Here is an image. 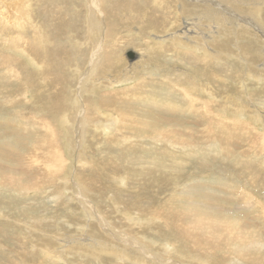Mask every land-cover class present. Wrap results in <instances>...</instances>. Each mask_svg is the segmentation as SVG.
I'll return each mask as SVG.
<instances>
[{
  "label": "rangeland",
  "instance_id": "obj_1",
  "mask_svg": "<svg viewBox=\"0 0 264 264\" xmlns=\"http://www.w3.org/2000/svg\"><path fill=\"white\" fill-rule=\"evenodd\" d=\"M10 2L16 4V0H10ZM115 2H120L123 6H119V4L118 6H114V8H116L115 15L119 16L117 19V28L119 29L116 30L114 34L119 38L113 42L114 49H116L114 50V54L111 55L112 57L118 54V49L119 51L123 52L122 57L127 64H129V62L131 63L139 61V54L137 53L139 52V49L137 44L140 42L143 43V37L145 38L146 36L148 39L153 40V44L169 45V40L163 43H157V40L154 37L156 33L154 31L150 32V24L148 23L149 14L161 15L163 13V10L160 9L161 6L154 5V0H108L105 6L117 4ZM168 2L169 9H172L173 11L175 10L174 12L178 14L182 13L183 9H181L182 4H180V0H169ZM190 3L194 4L196 2L191 0L187 2L186 5H189ZM38 4L39 3L36 2L35 6L33 7V14L48 31L53 32V29L56 28V24L60 22L63 37V39L59 38L57 40V45L61 46L60 48L65 47L70 49L71 45L74 44H71L73 41L75 42L74 46H76L77 43L75 39H79L82 42V47L77 49L78 54H75L76 51L71 49L72 53L70 54V57L67 55L69 58H67L68 60L66 59L67 62H64L65 67H63V71L66 70V73L61 71L62 76L69 80L68 78L71 77L70 75L75 73L74 69H70V66L75 63V57L76 59H80L81 66L83 65L85 67L86 64V67L83 68L82 66L81 70L82 73H85L87 69H90L91 59H93L92 54L95 52V50L91 49V38H89L87 41V36L89 35L88 33L93 30H90V28H97L94 26V21L98 20L96 17L97 14L93 13L95 10L90 12L88 3L85 0H44L40 3V7H38ZM251 4L252 5H249V7L254 6L253 3ZM105 6L101 7L100 15L101 18H103L101 22H104V24L107 25L106 28H103L102 37L105 36V39H107L106 37L109 35L108 26L110 25V19L113 20L114 18H109V13L104 11ZM172 6L174 7L172 8ZM7 7L11 8V5ZM131 7H134L136 12H131ZM53 9L54 15L52 16ZM262 9H264V2L263 4L257 6V10H259L260 14L264 15V11ZM156 10H159L162 13H158ZM247 13L242 14L245 15ZM250 13L253 12L250 11ZM250 16H252V14ZM141 23L143 24V28H145L144 31L140 30ZM153 24L156 27H160V23L157 21H154ZM115 25L111 26V28H115ZM0 34L2 36V33ZM167 34L169 35L170 33L163 34L165 38H167ZM184 38L186 37L184 36ZM231 40L232 42H238L234 37H231ZM240 40L241 41H239V44L237 43V46H235V48L237 47V51L234 46L227 45L229 46L228 50L233 51L232 53L230 52V55L227 58L229 61H226L227 64L221 65L215 61H209L207 73L203 74V77H201L196 72L195 74L201 77L204 81H207L213 85L220 93H231L233 96L238 95L236 89L238 86H243V89L246 88L247 92L252 91L253 95L251 98L253 99L254 105L257 106L255 108L258 109V113L255 117L252 116V114L250 115V113L253 112L251 109H249L248 113L246 112L242 115H239L234 111L233 106L230 107L228 104L225 106L226 102L224 99L227 98H224L223 100H217L214 96H212V94L204 93L205 91H203L202 95L200 96L192 95V88H190L188 82L192 81V79H189L188 77L185 78L183 71L180 70V73L178 74L183 76L178 77L176 75L178 77L177 78L175 74H172L171 77L172 79L176 77V80L178 81L179 79L180 83L182 80L181 84H185L186 88L190 90L189 92L185 90L192 95V98L187 100L182 92L178 93L179 91L177 90H181L179 87H174V85H170V87L169 85L167 86L166 80L170 77L169 73L174 70L172 67H169V64L164 67L167 61L170 62V64L172 62L168 59L166 60V57L163 55H159L157 57L155 55V58H153L154 60L152 59L150 61L149 66H142L140 62V74L134 76L135 78L133 77V79L128 82L116 83L117 85H104L103 83L107 82L106 79L108 76H112L111 73L107 76L103 70V68H105L103 62L108 58L105 57L102 61L98 62L99 66H97V68L100 69V74H104L103 76H100V82L102 85L100 83L101 88L99 87V93L106 89H111L110 91L112 92L117 90L118 92L123 88L132 86L133 84H140V81L144 80L143 78L148 76L149 78L147 81H149L151 79L150 75H152L153 80H155H150L148 82V86L151 87L149 88L147 85H145L144 88L140 89L141 92L134 95V102L128 100L129 103H131V107H140L146 111H152L157 116H159L161 118V122L165 124L174 121V117L176 116L175 114L166 111L165 107L168 106V109L171 107L173 109L180 108L182 110V112L179 114L180 118H182L181 123H179V119H176L178 123L172 122V126L175 127L176 132L180 134L182 138H188L193 141V147L191 149L188 150L182 146L179 149L171 151L173 153L172 155H168L167 153H161L160 147L162 146L163 142H157L156 139L149 140L151 138L148 137L144 138L143 136H145L146 132L144 134V131H141L140 129L139 133H137L139 136L138 149L134 152L129 151L128 154H126V156L129 158H124L122 156L121 159H111V164L115 163L117 167L119 166L117 171L111 170V168H109L106 164L107 160L110 159L109 154L113 152L116 155V152L118 153V151L122 150V144L120 143L118 144V147L114 148L102 143V145H104V150H95V148L100 145H92L87 139L80 141L81 139L79 138L84 137V134L82 135L78 130L76 131V127L74 128L76 134L73 131L74 129L64 131L63 134H61L59 130V133L61 134V141H59L55 146L58 148V150H61L59 157L55 156V158H53V153V156L51 155L52 157L48 158L49 156L45 154L43 155L44 158H41L42 161H40L38 154L35 156L30 153L32 144L39 140V136L38 131L31 121L32 116L30 117L29 115H32V112H35L38 114V118L41 117V115L46 113L43 112V107L47 109L48 103L42 99V94L29 91L25 96V100H23V104H20V106L18 102L19 96L17 94H15L17 102L12 101V104H8L11 97L9 98L7 95L0 93V264H103L100 262H95L92 255L80 257L74 251L72 253L68 251L69 255H67L65 258L50 259V257H47L44 254V245L42 246L40 244L44 240L43 236L40 233L38 234L36 231H33L32 228L29 230V227L36 226L34 224L37 222L39 226H36V228L40 227L42 229L53 230L55 231L51 232L53 237L55 234L56 236H61L60 238L64 240L66 237L73 236V238H76V236H79V233L83 231L80 229H84V234L89 233L88 235H95L94 233L96 232H94V230L96 229H91L92 224V226L98 228V224L94 219H92L93 221L90 220V222L85 220L87 214L86 211L80 207V200H73L71 203L65 200V202L68 203L64 208H57L55 204H52L49 201V195L51 192H53V190L51 192L49 191V184H51V182L48 179L49 181L47 180V186L43 185L42 187L44 181H40V179H42V176L45 174H42V171L40 170L41 167L36 165L38 163L44 162L45 158H47L45 161L50 165L51 163H54V165L58 167L60 164L61 168L58 171H61V175L59 174L57 177L55 176V180L53 181L55 182V187L64 189L65 197H72L74 195L76 197L80 196V194L77 193L79 192V186H81L80 180L85 178V175L88 176L90 174V168L85 166V162H87L86 160L89 157L90 160H88L90 164L91 161L92 163L97 164L95 169L97 176L101 181V185L105 186L107 189V193H105L103 197L107 200L109 206L111 205L110 207L112 209V215L109 221H112L115 225V220L116 224L118 223V227H120L119 230L121 231L136 234L138 233L137 230L139 227L129 230L130 223L128 220H126L127 217L124 213L127 212L130 215L135 214V216H141V218L145 221L149 220V225H147V223L145 224L147 232L144 235L146 239L153 241L156 244L153 250H155L157 253L163 251L167 244L177 250H185L187 247L193 249L194 247L199 250L195 254L194 260H180L184 261L185 263L200 264L199 261L196 260L199 258L206 260L208 264H230L232 261L230 257L235 255L234 251H237L238 247L240 246L239 243L241 239L251 238V240H257L259 243L264 244V213L262 210L264 209V152L262 154H255V147L253 145L255 141L257 143L264 141V79L258 81L255 78L248 77L246 74V72L254 69L256 72L259 71V74L264 76V46L262 47L261 45L260 48L257 43H254L253 39H248L251 43L248 42L247 38ZM246 41L248 44H251L248 46L249 48H245V46H247ZM106 43L109 44L108 42ZM208 43L211 42L209 41ZM243 45L244 52L248 49L251 50V48L252 51L257 49L255 50V53L252 51H246L245 54L252 53L253 55H257L262 58H260L257 63H253L248 56H244V54L242 55ZM255 46L258 47L256 48ZM238 49L241 52H239ZM259 50H261V52L263 51V54ZM0 51H8L9 54L15 55V53L13 54V52L10 49L7 50V48L4 49L0 47ZM132 51L137 53H135L136 56L132 57L130 55V52ZM86 53L87 55H85ZM196 53L200 55L203 54V52ZM238 53V57L240 59L237 58ZM16 55H18V53ZM103 56L104 54H102L100 58ZM191 58V65L193 68L194 66H201L200 63H198L200 60L199 57H196L192 54ZM246 59H248L247 63L243 62ZM22 62L25 63L24 61ZM144 62L145 61H143V63ZM182 64L183 61L181 56L179 62L174 63V65L184 67L185 65ZM224 66H226L227 73H225L224 70L225 74H222V79L219 80L218 72L222 71ZM29 67L31 69L34 68L32 64L29 65ZM123 68H125L124 65L122 67L120 64H118L117 70L112 72V74L115 75L118 69L121 70L120 73L122 74ZM228 69H230V71ZM52 70L53 72L57 71L55 68ZM151 71L152 74L150 73ZM3 72L4 70L0 66V74ZM158 80H163L164 84H159ZM78 85L79 82L77 83V86ZM103 86L104 89L102 88ZM150 89L152 91H150ZM44 94L45 93H43V95ZM241 96L242 95H238V97ZM96 97H98V95H96ZM203 99L208 101L210 104V111L208 113L209 117L219 119L226 124L225 130L221 134H216L217 126L215 125H210L209 123L202 125L197 123V119L201 118V116L195 114L194 110H197L199 106H201ZM128 101L123 104L127 109H129L128 106L130 105ZM230 101L236 102L233 100V98L230 99ZM39 104H43L42 109H40L42 114H40L38 111ZM35 108L37 109L36 111H34ZM29 112L31 113L29 114ZM25 120H28V122H25ZM161 122H158L157 124H161ZM77 125L78 120L76 121V126ZM159 127L154 129L156 133L157 130L158 133L165 130V125H160ZM181 128L183 130H181ZM202 131L211 133L213 138L208 140L195 139L194 135ZM84 132L86 133V131ZM115 150L116 152H114ZM131 154L134 155L131 156ZM83 155L85 157H83ZM117 156L118 155H116V157ZM57 158L59 159L57 160ZM116 160L117 162H115ZM120 161H123L124 164L120 163ZM104 166H107L108 169H104ZM107 170L112 171L113 174L118 176V178H126V180L123 182V185H119L120 182L115 183V185L114 183L108 182L109 180H107V178L109 177V174L106 172ZM125 172L128 176L125 175ZM179 172H181V174ZM78 174L81 176H78ZM176 174L178 176H176ZM6 178L16 179L17 185H4L3 182ZM165 178L168 179H166L168 183H161L160 181ZM248 181H251L252 183H249ZM41 182L43 183L41 184ZM39 184H41V186ZM68 184L69 186H67ZM255 184L256 186H254ZM38 187H41V189ZM241 189L243 191H241ZM124 194L127 195L125 196ZM84 195L86 196L85 192ZM183 198L187 200H182ZM240 199H242L244 202ZM111 200L115 202L113 203ZM238 201L240 204H238ZM102 208L105 209V207ZM126 208H129V210ZM141 210L143 213H141ZM259 211L262 213H259ZM184 212H191L192 214L186 216L185 219H183L181 215ZM196 212H199L200 220H197V217L192 216L193 213L196 214ZM22 213H26V215H22ZM71 213L73 215H71ZM239 214L241 217H239ZM177 216L182 218V220L179 221H183L186 226L191 229L188 230L187 228V231L196 233V238H194L197 239L198 246L190 245V239L187 236L183 238L181 235H178L179 233H177V230H175L173 225L170 224L173 223ZM119 217L121 218V221ZM81 220L86 224V227L79 229L77 222ZM252 222L254 223L253 225ZM122 223L124 226H122ZM62 225L65 227L63 228V231L57 232L56 230L59 229L58 227ZM89 229L91 230V234ZM251 229L254 230H252V233ZM257 229L258 232L255 231ZM257 233L258 235L254 236ZM50 240L55 241L54 239ZM143 242L145 245L147 241ZM34 244L37 245L35 246ZM201 247L202 249H200ZM215 250L217 253H215ZM263 251L264 248L260 252L263 256L259 254L262 258L264 257ZM112 260L116 261L115 259H111V261ZM119 262L121 263L122 261L119 260Z\"/></svg>",
  "mask_w": 264,
  "mask_h": 264
},
{
  "label": "bare ground",
  "instance_id": "obj_2",
  "mask_svg": "<svg viewBox=\"0 0 264 264\" xmlns=\"http://www.w3.org/2000/svg\"><path fill=\"white\" fill-rule=\"evenodd\" d=\"M42 1L44 0H16L15 2L16 4H13L10 2V0H0V33H2V36L0 34V39H1L0 47L4 49L7 48V50L10 49L13 52V54L15 53V55H11L8 53V51L4 52L6 50L0 51V66L4 70V72L0 74V93L7 95L9 98L11 97L9 99L8 104H12V101L17 102L16 101L17 98L15 97V94H17L19 96L18 102L20 106V104H23V100H25V96L29 91L42 94V99L45 100L46 103H48L47 109L43 107V104H39L40 107L38 106V109H39L38 111L40 112V114H42L40 111L42 107L44 109L43 112H46L45 114L41 115V117L38 118L37 116L38 114H36L35 112H32V115H29L30 117L32 116L31 121L34 127L36 128V130L38 131V136H39L38 137L39 140L35 142L34 144H32L30 153L35 156L38 154L40 157L39 158L40 161H42L41 158L42 157L44 158L43 155L45 154L49 156L48 158L52 157L53 153H54L53 158H55V156L59 157L61 150H58V148L55 146L57 145L59 141H61V134H63L64 131H69L70 129L73 130L75 127H76V131L78 130L80 134L82 135L84 134V137L79 138L81 139L80 141H82L83 139H87L88 142L92 145H95V146L100 145L97 148H95V150H104V147H103L104 145H102V143L107 144V146H112L114 148L118 147V144L120 143L122 144L121 146L122 150L118 151V153L116 152V150L114 151L116 152V155L118 156L116 157V155L113 152H111L109 154L110 159L107 160L106 165L109 168H111V170H114V171H117L119 166L117 167L115 163L111 164V159L112 158L121 159L122 156L124 158L128 157L126 156V154H128L129 151L134 152L138 149L139 136L137 135V133H139L140 129L141 131L142 130L144 131V134L146 132L145 136H143L144 138L148 137V138H151L149 140L156 139L157 142H163L162 146L160 147L161 153H167L168 155L170 154L172 155L173 153L171 151L179 149L182 146L188 150L193 147V141L188 138H182L181 135L176 132L175 127L172 126V122H177L176 119H179V123H181L182 118H180L179 114L182 112V110L180 108L177 107L178 109H175V108L173 109L171 107L168 109L167 108L168 106L165 107L166 111L171 112L176 115L174 117V121L165 124L161 122V118L157 116L154 112L146 111L144 109H141L140 107H131V103H129L128 100L134 102L133 101L134 95L141 92L140 89L144 88L145 85L147 86L149 85L148 82L150 80L151 81L153 80L152 75H150L151 79L149 81H147V79L149 78L148 75H147L148 77L143 78L144 80H141V81L139 77L138 79L140 81V84L138 83L136 85L133 84L132 86L123 88L122 90H119L118 92L117 90L112 92L110 91L111 89L110 90L106 89L107 91L104 90L103 92L99 93V89L101 88L100 87V83H101L100 76L102 75V73L100 74L99 72L100 69L97 68V66H99L98 62L102 61L105 57H107L108 59H106L103 62V65H105V68H103V70L105 71L104 73H106L107 76L110 75L111 73L112 76H108V78L106 79L107 82H103L104 85H107V84L114 85L116 83L128 82L132 80L134 76H137L140 74L139 73L141 71L140 65H139L140 62L142 66H149L150 61L153 58H155L154 57L155 55L156 57L159 55L160 56L163 55L164 57H166V60L168 59L169 61L172 62L170 64V62L167 61L164 67L169 64L170 65L169 67H172V69L174 70L169 73L170 75L168 74L170 76L169 77L170 79L168 78L166 80L167 86L169 85L170 87V85H174V87H179L182 91L177 90L179 91L178 93L182 92V94L185 96L187 100H190L192 98V95L200 96L202 95L203 91H205L204 93L212 94V96H214L215 99L217 100H223L224 98H227V99H224V101L226 102L225 106L227 104L230 105V107L233 106L234 111L238 113L239 115H242L246 112L248 113L249 109L253 111L252 113H250V115L252 114V116L254 117L257 115L258 109L255 108L257 106L254 105L253 99L251 98V96L253 95L252 91L247 92L246 88L243 89L244 88L243 86H238L236 88L237 94L242 95L241 97H238V95L233 96L231 93H220L213 85H211L207 81H204L201 77H203V74L207 73L209 61L211 62L215 61L216 63H219L221 65L227 64L226 62L228 61L227 58L230 55V52L231 53L233 52L232 50H228L229 46L227 45L234 46L235 48V46H237V43L239 44V41H241L240 39L244 40L247 38V40L253 39L254 43H257V45L260 46V48H261V45L262 47L264 46V15H261L259 10H257V6L260 4H263L264 0H192L193 2H196V3L194 4L190 3L189 5H186V3L191 0H182V1L180 0L181 2L180 4H182L181 9H183L182 13L180 14L175 13L174 12L175 10L173 11L172 9H169V2H168L169 0H154L155 2L154 5L161 6L160 9L163 10V13L160 12L159 10H156L158 13H162V14L161 15L149 14L148 23L150 24L149 26L150 32L154 31L156 33L154 37L156 38L157 43L159 42L163 43L169 40L171 45L170 43L169 45L153 44L152 43L153 40L148 39L147 36L145 38L143 37V40H142L144 41L143 43L139 41L140 43L137 44L136 42V44L138 45V49H139V52H137L139 54V57H138L139 61L137 62L135 61L131 63L129 62V64H127L125 60L123 59L122 57L123 52L119 51L118 49H117L118 54L114 55V57L111 56L112 54H114V50L116 49V48L114 49L113 42L118 40L117 38H119L114 34L116 30L119 29L117 28L118 27L117 19L119 16L115 15L116 8H114V6H118V4L119 6H123L122 3L115 2L117 4H114V5L111 4V5L105 6L108 0L106 1L104 0H85L88 3L90 12H92V10H95L93 11V13L97 14L96 17L98 18V20L94 21L95 25L93 24L97 28H90V30L92 29L93 30L90 31L89 33L87 32L89 34L87 36V41L89 38H91L90 39L91 40L90 43L92 44L91 49L95 50V52H93L92 54L93 59H91L90 69L89 70L87 69L85 73L81 72L83 65L81 66L80 59L79 58L76 59L75 57L74 59L75 63L70 66V69L71 70L74 69L75 73L70 75L71 77L68 78L69 80L64 78L61 74V71H63V67H65L64 62H67L66 59L70 57V54L72 53L71 49L76 51L75 54H78L77 49H80L82 47V42L79 39H75L77 45L74 46L75 42L73 41L71 44L73 43L74 44L71 45L70 49H67L65 47L60 48L61 46L57 45V40L59 38L63 39L60 22L56 24V28L53 29V32H50L40 23L39 20H37V18L33 14V7L35 6L36 2L39 3L38 7H40V3ZM251 3H253L254 6L249 7V5H252ZM9 5H11V8L7 7ZM103 6H105L104 11L109 13V18H114L113 20L110 19V25H109L110 27L108 26L109 35L108 37H106L107 39H105V36L102 37L103 28H106L107 26L104 24V22H101L103 18H101L100 13H101V7ZM14 7L16 10L14 9ZM173 7L174 6H172V8ZM262 10L264 11V9ZM250 11L253 13H250ZM131 12H136V9L134 7H131ZM242 13H247V14L244 15ZM251 14L252 16H250ZM53 15H54V9L52 12V16ZM154 21L159 22L160 27H156L153 24ZM113 25H115V28H111V26ZM140 27H141L140 30L144 31L145 28H143L142 23ZM163 32L170 33V34L169 35L167 34L166 36L167 38H165V36L163 35L164 34ZM140 33H143V32H140ZM157 33L160 35H158ZM184 36L186 38H184ZM231 37L236 38L237 39L236 41L238 42H232ZM209 41L211 43H208ZM106 42H108L109 44H107ZM246 45L247 46H245V48L250 46L251 44H248L246 41ZM242 50H243L242 55L244 54V56H248L252 60L253 63H257V61H259L260 58H262L257 55L255 56L252 53L245 54L246 51L251 52L252 48L251 50L248 49L244 52V45H243ZM255 50L252 52L255 53ZM259 51L261 52V50ZM196 52H203V54L200 55V54H197ZM239 52L241 51L239 50ZM17 53L18 55H16ZM135 53L136 52L132 51L130 52V55L134 57L136 56ZM102 54H104V56L100 58ZM192 54L200 58V60L198 61V63H200L201 65L200 67H197V66H194V68L192 67L191 65V60H192L191 55ZM67 55H69V57ZM85 55H87V53ZM181 56H182L183 64L185 65L184 67L174 65V63L179 62V59L181 58ZM238 56H239V53L237 55V58H239ZM247 60L248 59H246L243 62L247 63ZM22 61H24L25 63H23ZM143 61L145 62L143 63ZM31 64L34 67L33 69L30 68L31 66L29 67V65ZM118 64H120L122 67L124 65L125 68L122 69V74L120 73L121 70L118 69L117 73L114 75L112 74V72L117 70ZM85 67H86V64H85ZM85 67L83 66V68ZM53 68H55L57 71L53 72L52 70ZM180 70L183 71L184 73L183 75L185 76V78L188 77L189 79H192V81H188L190 88H192L191 90L192 95L191 93H188L190 90L186 88V85L181 84L182 80H181V83L179 79L178 81L176 80L178 77L183 76V75L178 74L180 73L179 72ZM224 70H225V73H227L226 66L222 68V71L218 72L219 80L222 79L221 75L225 74ZM228 70L230 71V69ZM63 72L66 73V70ZM195 72L199 74L201 77L196 75ZM257 72L253 69V70H250L249 72H246V74L248 75V77L255 78L258 81H261L262 79H264V76L259 74V71ZM150 73L152 74V71ZM172 74H175V76L177 75L178 77L176 76L177 78L174 77L172 79L171 77ZM78 82H79V85L77 86ZM158 83L162 84L163 80H158ZM102 88L104 89V86ZM185 90H187L188 92H186ZM150 91L152 90L150 89ZM43 93L45 94L43 95ZM263 93H264V90H263ZM96 95H98L99 98L96 97ZM232 98L236 102L230 101V99ZM126 101H128V103L130 104L128 106L129 109L125 108L126 106L123 105ZM36 110L37 109L35 108L34 111ZM209 111H210V104L208 103V101L203 99L201 106H199L197 110H194L195 114L201 116V118L197 119V123L202 124V125H206L208 123L210 125H215L217 126L216 134H221L225 130L226 124L220 121L219 119L209 117L208 115ZM30 113L31 112H29V114ZM156 119H159V120H156ZM77 120H78V125L76 126ZM25 122H28V120H25ZM158 122H161V124H157ZM160 125L162 126L165 125V130L163 127V130H164L163 132L158 133V130H157V133H156L154 129L158 128ZM59 130L61 134L59 133ZM181 130L183 129L181 128ZM73 131L75 133V129ZM84 131H86V133ZM194 137L195 139H198V140H208V139H212L213 135L207 131H202V132L195 134ZM253 145L255 147V154L257 153L262 154L264 152V141H261L260 143H257L255 141ZM137 154H136V157H137ZM132 155L134 154H131V156ZM83 157L85 156L83 155ZM46 159L47 158H45V160ZM58 159L59 158H57V160ZM88 159L90 160L89 157ZM88 159L86 160L87 162H85V166L90 168V174L89 175L87 174L88 176L85 175V178H82L80 180V184L82 187L79 186V190L77 187V190L79 191L77 193L80 194V196H76V197L75 195L72 197L66 195L67 197H65L64 189H60L58 187H55L54 185L55 182L53 181L55 180V176L57 177V175H59L61 172V171H58L61 168L60 164L57 167L54 165V163H51L50 165L45 160L42 163L36 164L37 166L41 167L40 168V170L42 171L41 173L45 174L44 176H42V179H40V181L41 180L44 181V184H42L43 182H41L42 187L43 185L47 186L48 179L51 182V184L49 183L48 184L50 185L49 191L51 192L53 190V192H51L49 195V201L52 204H55L57 208H61V207L64 208L65 206H67L68 202L71 203L73 200L74 201L80 200L79 201L81 204L80 207L84 209L87 214L86 217L88 219L85 217V220L90 222V220L94 219L98 224V228H95V226H92L93 224L91 225L90 223H88L91 225V229H96L94 230V232H96L94 233L95 235L91 234L90 229L89 230H90L91 235H88L89 233L84 234L85 233L84 229H80V228L86 227V224L83 223L81 220L77 222L78 228L80 230H83L82 232L79 233V236H76V238H73V236L66 237L64 240L60 238L61 236H56L55 234H54V237H55L54 238L51 233V232H55L53 230L42 229L40 227L36 228V226H39L37 222L36 224H34L36 226L31 225L32 227H29V230H31L32 228L33 231H36V233L38 234L40 233L43 236L44 240L40 244L42 246L44 245L43 251L47 257H50V259H54V258L62 259L63 257L65 258L67 255H69L68 251H70L71 253L74 251L80 257H83L85 255H92L93 260L95 262H100L103 264H116V263L117 264H194V263H185L184 261L180 260V259L194 260L195 254L197 253V251H199L194 247L193 249H190L187 247V249L185 250H182V249L177 250V249H174V247L167 244L165 248L163 249V251H160L158 253L155 252L153 248H155L156 244L153 241L146 239L144 235L147 232L145 224L147 223V225H149L148 224L150 223L149 220L145 221L144 219L141 218V216H135V214L130 215L127 212L124 213L125 216L127 217L126 220H128V222L130 223L129 230L135 229V227L137 228L139 227L137 230L138 233L136 234H131L126 231H121L119 230L120 227H118L117 225L118 223L116 224L115 220H114L115 225L113 224L112 221H109L112 215V212H111L112 209L110 207L111 205L109 206V204L107 203V200L103 197V195L107 193V189L105 186L101 185V181L99 180L97 176V173L95 170L97 167V164L92 163V161L90 164ZM115 162H117V160ZM120 163H123V161L122 162L120 161ZM107 166H104V169H108ZM106 172L109 174V177L107 178V180H109L108 182L114 183V185L115 183H119V182H120L119 185H123V182L126 180V178H118V176L113 174V172L110 170H107ZM181 172L179 173L181 174ZM79 175L80 174H78V176ZM125 175H127L126 172H125ZM62 176H63V173H62ZM176 176L178 175L176 174ZM166 179L167 178L162 179L160 182L167 184L168 179L167 180ZM249 183H252V182L250 181ZM3 184L9 185V186H12V185L15 186L17 185V182H16V179L14 178H6L4 179ZM41 184L39 185L41 186ZM69 184L67 186H69ZM254 186H256V184ZM38 188L41 189V187H38ZM38 188H35V189H38ZM241 191L243 190L241 189ZM84 192L86 193V196L84 195ZM65 200H67L68 202H65ZM182 200H187V199L183 198ZM240 200L243 201L242 199ZM238 204H240L239 201H238ZM102 207H105V209H103ZM126 209L129 210V208H126ZM262 210L264 213V209ZM133 212H134V209H133ZM260 212L261 211H259V213ZM141 213H143L142 210H141ZM24 214L26 215V213ZM24 214L22 213V215ZM190 214L192 213L184 212L181 215V217L185 219V217ZM27 215H28V212H27ZM71 215L73 214L71 213ZM192 216H195L197 217V220H200L199 212H196V214L193 213ZM181 217L177 216L175 220L173 221V223H170V224H172L173 228L177 230V233H179L178 235H181V237L183 238L187 236L190 239L191 241L190 245L198 246V241L197 239H195L196 233L189 232L186 230L188 228L186 224L183 221H179V220H182ZM239 217H241V215ZM120 221H121V218H120ZM253 224L254 223L252 222V225ZM122 226H124L123 223H122ZM58 228L59 229L56 230L57 232L63 231V228L65 227L64 225H62V226H59ZM189 229L190 228H188V230ZM252 230L253 229H251V233H252ZM255 231L258 232V229ZM256 235H258V233L255 234L254 236ZM50 239H54L55 241H52ZM232 239H233V235H232ZM143 241H147L145 245ZM176 241H179V240H176ZM239 244L240 246L238 247L237 251H234L235 255L230 257L232 260L230 264H263L264 263V257L262 258L261 256L263 255L262 253H260L264 248V244L259 243V241L257 240H251V238L241 239ZM200 249H202V247ZM215 253H217V251ZM111 259H115L116 261L114 260L111 261ZM119 260L122 262L120 263ZM196 260L199 261L200 264H208V262H206V260L204 259L198 258Z\"/></svg>",
  "mask_w": 264,
  "mask_h": 264
}]
</instances>
